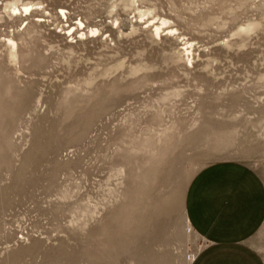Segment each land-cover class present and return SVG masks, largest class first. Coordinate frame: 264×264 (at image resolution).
Returning a JSON list of instances; mask_svg holds the SVG:
<instances>
[{
    "label": "rangeland",
    "instance_id": "rangeland-1",
    "mask_svg": "<svg viewBox=\"0 0 264 264\" xmlns=\"http://www.w3.org/2000/svg\"><path fill=\"white\" fill-rule=\"evenodd\" d=\"M7 1L0 0V82L8 88L0 105L9 109L0 111V264H108L106 255H87L105 254L101 248L127 237L119 242L113 234L128 227H112L131 178L126 150L116 156L118 146L126 147L117 135L156 140L173 125L183 130L179 138L189 130L173 147L182 145V153L169 158L177 177L171 173L164 191V184L151 186L158 197L170 193L167 205L158 198L150 222L133 226L134 238L129 230L136 244L130 239L129 249L106 253L117 264H129L130 254L143 264H187L205 243L183 222L187 184L198 169L229 155L209 147V127L229 121L236 97L264 104V0H20L40 2L30 15L12 13ZM162 17L159 36L151 24ZM8 38L16 40L15 56ZM63 96L70 102L60 103ZM67 108L75 110L69 117ZM256 168L264 173V165ZM108 235L115 241L108 243ZM164 249L172 258L150 260Z\"/></svg>",
    "mask_w": 264,
    "mask_h": 264
},
{
    "label": "crops",
    "instance_id": "crops-1",
    "mask_svg": "<svg viewBox=\"0 0 264 264\" xmlns=\"http://www.w3.org/2000/svg\"><path fill=\"white\" fill-rule=\"evenodd\" d=\"M242 98L228 105L229 155L198 169L186 187L190 227L205 239L189 264H264V173L256 168L264 165V104Z\"/></svg>",
    "mask_w": 264,
    "mask_h": 264
},
{
    "label": "bare ground",
    "instance_id": "bare-ground-1",
    "mask_svg": "<svg viewBox=\"0 0 264 264\" xmlns=\"http://www.w3.org/2000/svg\"><path fill=\"white\" fill-rule=\"evenodd\" d=\"M37 4H40V2H32V1H20V0H11V1H7L6 3H5V7L9 10V11H11L12 13H14V14H19V15H22L23 13L26 15L27 13L30 15V13L34 10V9H36L35 7H33L34 5H37ZM62 10V12L64 13V11H63V9H61ZM149 11V9H145L144 10V12H142L141 14L142 15H144L145 13H147ZM32 15V14H31ZM159 21V20H158ZM78 23L79 24H83V21L82 20H79L78 21ZM149 23H150V21H149ZM163 24H166V19L165 18H160V21L159 22H155V23H152L151 25H152V27H153V32L155 33V34H157V35H159L160 36V32H162V25ZM28 28V27H27ZM70 28H72V26H69L67 29L69 30ZM169 31H172L173 30V28L172 27H166ZM250 27H247V29H249ZM152 29V28H151ZM98 30V28H96V27H91L90 28V31L93 33V32H96ZM164 32V31H163ZM175 33V32H174ZM82 34H83V32H82ZM162 35V34H161ZM162 37V36H161ZM8 41H9V44H10V46H9V54L11 55V56H15L16 55V52H17V43H16V40H14L13 38H8ZM189 42L188 41H185L183 44H185L184 45V51L186 52V53H189L190 52V45L191 44H188ZM186 44H188V46H186ZM25 50H27V49H25ZM29 50V49H28ZM27 50V51H28ZM28 56H27V55ZM18 55V54H17ZM24 55V54H23ZM25 57H27L28 58V60L27 61H31L32 59V57H31V54L29 53H26L25 52ZM30 55V56H29ZM188 55V54H187ZM30 58V59H29ZM37 60V59H36ZM35 60V61H36ZM39 60H40V58H39ZM38 60V63H37V61H36V63L37 64H40L39 62H41V61H39ZM42 60V59H41ZM34 61V60H33ZM34 64H35V62H34ZM0 71H2V70H0ZM3 72V71H2ZM6 75V74H5ZM3 78V76H1L0 75V78ZM12 83V82H11ZM0 84H2L3 85V83H1L0 82ZM6 84V83H5ZM9 84H10V82H9ZM19 86V85H18ZM1 87H3V89L2 90H0V92L2 91V94H7L6 92H8V88H4L5 86L3 85V86H0V88ZM6 87H7V85H6ZM13 88H14V86H13ZM18 88V87H17ZM111 89H109L112 93H113V91H115L114 89V87H110ZM9 89H12V88H9ZM24 89V88H23ZM7 90V91H6ZM17 90V89H16ZM108 90V91H109ZM5 91V93H3ZM67 91H68V89H67ZM69 91L71 92V89H69ZM116 91H117V89H116ZM116 91L114 92V93H116ZM11 92V91H10ZM8 93L9 95L10 94H12V93ZM22 92V91H21ZM110 92V93H111ZM66 93V95H69V93H67V92H65ZM113 93V94H114ZM14 94V93H13ZM5 95H2V96H4L5 97ZM9 97V96H8ZM66 97V96H65ZM64 96H63V101H61L60 103H62V104H67L66 102H68L69 100H68V98H65ZM68 97V96H67ZM2 98V97H1ZM7 98V97H6ZM20 98H21V96H20ZM61 99V100H62ZM66 99V102L64 101ZM68 100V101H67ZM77 101V100H76ZM2 102H3V100H2ZM5 102V101H4ZM4 102H3V105L1 104L0 105V111H1V106H3L4 107V105L7 103H5L4 104ZM13 102H14V100H13ZM70 102V101H69ZM98 102V101H97ZM106 102V101H105ZM95 103V102H94ZM93 103V104H94ZM100 103H102V102H100ZM100 103L99 104H97V105H99V106H102V108H104V109H106V106L107 107H110V104H105V103H102V105H100ZM61 104V106H64V105H62ZM10 105V104H9ZM70 105H71V103H70ZM70 105H69V107H70ZM109 105V106H108ZM7 106V105H6ZM6 106L4 107V109H5V111L6 110H9V109H7L6 108ZM66 107H68L67 105H66ZM68 107V108H69ZM95 107V110H96V112H97V110H99L96 106H94ZM9 108H10V106H9ZM63 108H65V106L63 107ZM68 108L66 109V113H65V111H64V113L65 114H67L68 113V115H66L67 117H69V114L71 115L72 113H74V112H72V111H75L74 109L73 110H71V109H69L68 110ZM70 108H72V107H70ZM97 108V109H96ZM111 108V107H110ZM94 109V108H93ZM92 109V110H93ZM101 110V109H100ZM5 111H2V112H4V114H5ZM67 111H69V112H67ZM100 112V111H99ZM98 114V113H97ZM66 116H65V118H66ZM64 117V116H63ZM156 117V116H155ZM155 117L153 116V118L152 119H154V120H156L155 119ZM151 119V120H152ZM153 120V121H154ZM85 122H88L87 120L85 121ZM152 122V121H151ZM151 122H150V124H151ZM155 122V121H154ZM210 122V121H209ZM213 122V121H212ZM215 122V121H214ZM225 122V121H224ZM156 123V122H155ZM226 123V122H225ZM225 123H224V125L223 126H220L219 124V127L217 128V127H213V126H211V127H209L208 129H209V132H208V135H207V140L209 141V143H212L213 142V144H211V146H209L211 149H213L214 151L213 152H216L218 149L221 151V149H223L224 150V147H226V145H228L229 143H231V141L229 140V139H227V142H226V138L227 137H231L232 138V136H230L232 133L230 132V129L232 128V126L231 125H234V123L233 124H229V123H227L228 125V128H227V126L225 125ZM87 124V123H86ZM149 124V125H150ZM154 124V123H153ZM212 124V123H211ZM214 124V123H213ZM226 126V127H225ZM231 126V128H229ZM150 127V126H149ZM173 128V130H170V131H167V132H165L164 131V134L162 135V136H158V138L156 139V140H154V138L152 137L151 138V136L149 137V136H146V137H142V138H137V139H134L135 137H130L131 136V132H128L127 130V132L130 134V136L129 135H127V136H129V138L126 136L125 137V135H123L122 133H125V134H128L127 132H119V135H117L118 136V138L120 139V137H121V139L119 140L118 138V140H119V142H126L125 144L124 143H122V144H124V147L126 148H124V149H121V147L123 148V146H118L117 147V150H116V153L118 154V155H116V156H120V157H122L121 155H119L120 154V151H122V152H125V150H126V152L124 153L125 154V156L127 157V160L125 159V157L123 156V158L127 161V165L128 166H126V168H127V171H129V174H128V178L129 177H131V178H129V179H127L126 181H128L129 180V182H128V184H126V189H124V193H123V197H121V201H120V203L118 204V206H117V204L115 205V206H117L116 208L115 207H113L112 208V210H114V208H115V210H114V214L116 213V215H114L113 214V211L112 210H109V211H112V213L110 212H108L107 211V213H109V214H107L108 216L110 215V214H112V215H110V216H113L114 217V219L117 221V225L115 224V226H112L113 227V229H115L114 227H116L117 229H119V230H121V228L122 227H128V229H126V230H128V231H126L124 228H122L123 229V231L125 230L126 232H123L122 234H118V232L117 231H114V232H116V233H114L113 234V236L114 235H116L117 234V238L119 239V242H123V239H121V236H122V238H124V237H126V238H124V240H125V244H123V243H120V244H122V245H119V243H116L115 244V246H118L119 245V247L117 248V247H115L114 246V244H112V247H114L113 249H118L119 251H120V249H122V248H125V249H129L130 248V245H129V240L134 236H136L135 234L137 233H139V232H136V230L134 229L135 227H136V225H141L142 226V224H143V226H145L144 225V223H145V221H147V220H149V222H150V220L151 219H149V218H151V213L149 214V210L152 208V211H153V207H154V205H156V203H161V201L164 203L166 200L165 199H167L166 197H164V195H162L161 194V192H160V195H161V197L163 196V199L162 200H160L159 202L157 201L158 200V198L159 199H161V197H158L156 194H153L154 192H156L155 190H154V188H156L157 190L159 189L158 187H161L160 185L161 184H164V182H166L165 180L167 179V181L170 179L169 177H171V179H173V177H172V174H173V176L175 177L176 175H174L175 174V169H171V167H172V162L170 161L171 160V158H173V160H174V158H175V154H178L179 152V154H181L182 152L181 151H177V149L179 148V146H180V148H179V150L180 149H182L181 148V146L182 145H178V148L175 150V149H173V147H174V144H175V142H176V139H178L179 138V135H180V133L181 132H183V130L180 128V129H178V127L176 126L175 127V125H173L172 126ZM174 127L175 128H177L178 130H174ZM146 128H148V127H146ZM149 129V128H148ZM196 129V128H195ZM227 129H229L228 131H227ZM124 130V129H123ZM179 130H181V132L179 131ZM188 129H186L185 130V133L182 135V136H180L181 138H179V143L180 144H182V142L183 141H180V140H182V138H183V140L186 138L185 137V134H189V133H187L186 131H187ZM5 131V130H4ZM81 131H82V129H81ZM232 131H233V134H235L234 132L236 131V129L234 130V128L232 129ZM188 132H189V130H188ZM225 132H227L228 134H229V136H227V137H225ZM147 133V132H146ZM190 133H191V131H190ZM4 134H6V133H4ZM6 136V144L7 145H9V148H11V146H13L12 145V143L10 144V143H8V142H10L11 141V139L10 140H8L10 137H8V136H10V134L9 135H5ZM125 138H124V137ZM133 136V135H132ZM187 136V135H186ZM7 137H8V139H7ZM124 139H123V138ZM178 137V138H177ZM185 137V138H184ZM126 138H128V139H126ZM234 138V137H233ZM131 139V140H130ZM187 139V138H186ZM122 140V141H121ZM138 140H140V141H138ZM229 140V141H228ZM8 141V142H7ZM118 142V143H119ZM187 142V141H186ZM204 143H206L205 141H203ZM199 143V142H198ZM201 143V142H200ZM208 143V144H209ZM226 143H228V144H226ZM127 144V145H126ZM130 144V145H129ZM119 145V144H118ZM212 145H215L213 148H212ZM233 144H231V146H232ZM176 146V145H175ZM119 148V149H118ZM175 148V147H174ZM210 148H208V149H210ZM218 148V149H217ZM227 149H229L230 148V146H229V148H228V146L226 147ZM226 149V150H227ZM175 150V152L176 153H173V151ZM225 150V151H226ZM230 150V149H229ZM228 150V151H229ZM172 151V154L170 153ZM121 152V153H122ZM219 152V151H218ZM123 153H122V155H124ZM173 154H174V156H173ZM144 155V156H143ZM172 155V156H171ZM142 156V157H141ZM171 157V158H170ZM144 158V159H143ZM169 158H170V160H169ZM140 159H143V161L147 164L148 163V165L146 166V164H145V166L143 165L142 166V168H145V169H143L142 171H140V173L138 172V169H140V165H142L141 163H143L142 162V160H140ZM181 159V158H180ZM140 160V161H139ZM168 161V162H167ZM139 162H141V163H139ZM176 162V161H175ZM168 163H170V164H168ZM4 164V163H3ZM195 164V163H194ZM1 165V164H0ZM141 168V169H142ZM193 168V167H192ZM165 170V171H164ZM170 170H173L172 172H170ZM126 171V172H127ZM164 171V172H163ZM163 173L161 176H160V173ZM128 173V172H127ZM170 173V174H169ZM172 173V174H171ZM139 176H140V178H139ZM177 177V176H176ZM175 177V178H176ZM138 178V179H137ZM156 178H158L157 179V183H158V185L155 187L154 185L156 184L155 182V180H156ZM169 178V179H168ZM170 179V180H171ZM160 181H162V182H160ZM133 183V184H132ZM132 184V185H131ZM168 184H171V182H169ZM168 184L166 185V184H164V187L165 186H167L168 187ZM128 186V187H127ZM151 186H153L154 188H153V191L154 192H152V188H151ZM167 187H165V188H163V189H159V190H162V191H164V189H167ZM151 191V192H150ZM166 192V191H165ZM164 192V193H165ZM167 194L165 195V196H169V192L167 191L166 192ZM158 195H159V193H158ZM168 202H169V200H168ZM165 205H167V201H166V204ZM164 205V206H165ZM164 206H162L163 208H165ZM162 208V210H164ZM161 208H160V206H159V209L158 208H156L155 210H159L161 213L163 212L162 210H160ZM166 209V208H165ZM156 212V213H155ZM158 211H154V213L155 214H158V216L159 215H161V214H159L160 212H158ZM163 214H165V213H163ZM107 215H105V217L107 218V221H108V217H107ZM150 217H149V216ZM109 216V217H110ZM156 216V215H155ZM104 217V218H105ZM149 217V218H148ZM165 217H167V216H165ZM182 217H184V216H182ZM181 216H180V218L181 219H183ZM104 218H102L103 219V221H102V219L100 220V221H102V222H104ZM153 218V217H152ZM110 219H111V217H110ZM114 219H113V221H114ZM180 219V220H181ZM106 220V219H105ZM185 220L186 221H184V219H183V222L184 223H186L185 224V226H188L189 228H190V224H189V221H188V218H187V216H186V214H185ZM100 221H98V223L100 222ZM112 221V220H111ZM148 222V221H147ZM147 222L145 223L146 225H147ZM148 222V223H149ZM181 223H182V220L180 221V225H181ZM101 224V223H100ZM106 224V223H105ZM98 225V224H97ZM120 225V226H119ZM98 226H100V225H98ZM130 226V227H129ZM134 226V228H132ZM140 226V227H141ZM183 226H184V224H183ZM101 227H104V224H103V226H101ZM121 227V228H120ZM137 227H139V226H137ZM105 229L107 228V226H105L104 227ZM111 227L109 226V229H110ZM132 228V230H130ZM102 229V228H101ZM112 228H111V230H113ZM137 229V228H136ZM143 229V228H142ZM129 230H130V232H132L133 230L136 232L135 234H134V231H133V234L132 233H130L129 232ZM177 230H179V229H177ZM110 231V230H109ZM109 231L107 232V234L109 233ZM103 232V231H102ZM101 232V233H102ZM120 232V231H119ZM171 230L168 232V233H170L171 234ZM178 232V231H177ZM125 233V234H124ZM130 233V234H129ZM168 233H166V235H169ZM112 234V233H111ZM126 234H128V235H126ZM131 234H132V237H130L131 236ZM179 234V233H178ZM99 235H100V231H99ZM125 235V236H124ZM95 236H96V238H97V236H98V231L96 232V234H95ZM128 236H129V238H128ZM94 237V236H93ZM102 237V236H101ZM104 237H107L106 235L104 236ZM111 237L112 236H110L109 237V235H108V238H110V242H108V243H111L112 241H115V240H112L111 239ZM120 237V238H119ZM133 237V238H134ZM168 237V236H167ZM170 237H171V235H170ZM174 238V237H173ZM115 239H116V237H115ZM106 240H108L107 238H106ZM105 240V241H106ZM121 240V241H120ZM174 240H176V241H181V240H178V239H174ZM134 241V239L132 240H130V242H133ZM103 242V241H102ZM98 243V245L99 246H102L101 244H99V242H97ZM126 243H128V245H126ZM136 244L137 242H133L132 244ZM106 244V243H105ZM131 244V243H130ZM131 244V245H132ZM110 245V244H109ZM140 245V244H139ZM158 245V244H157ZM121 246H126V247H121ZM128 246H129V248H128ZM132 246H136V245H132ZM132 246H131V248H132ZM167 246H168V244H167ZM96 247V246H95ZM112 247L109 249V247H105L104 246V248L106 249V248H108L107 250H102L103 248H101V250H100V252L102 251H104L105 252V254L104 253H100V255H97V254H94V255H92L91 253H90V255H87V256H91V258H93V256H94V258L95 259H97V257H98V259H100V256H101V259H103L104 258V256L106 255L107 257H109L108 259H110V261L109 260H107V261H109V263L108 264H117V263H115V261H112V259L110 258V256L111 257H113L112 256ZM166 247V246H165ZM169 247V246H168ZM120 248V249H119ZM136 248V247H135ZM147 248H149V247H147ZM146 248V249H147ZM90 249H92V248H90ZM89 249V250H90ZM97 249H98V247H97ZM133 249H134V247H133ZM95 250V249H94ZM118 250H116V251H118ZM130 250H132V249H130ZM108 251V253L109 252H111L110 253V256H108V253H106ZM118 251V252H119ZM129 251V250H128ZM146 251V250H145ZM88 252V251H87ZM91 252V251H90ZM94 253V252H93ZM132 253H133V251H132ZM99 254V253H98ZM101 254H104V255H101ZM136 254V253H135ZM165 255V256H164ZM103 256V257H102ZM129 256H131V258H130V260L131 261H129V264H143V262L142 261H139V260H137L136 258H135V256H132V254H130ZM193 256L194 255H192L188 260H187V264H189L190 263V261H191V259L193 258ZM151 257L152 258H150V260L151 261H153L154 262V260H158V259H162V258H165L166 260H168V258H172V256H171V252H170V250L169 249H164V250H160V251H158L157 253H156V255H151ZM93 258V259H94ZM106 258V257H105ZM104 258V259H105ZM149 259H148V261H150ZM107 261H105V263L107 262ZM112 261V262H111ZM145 262H144V264H146L147 262H146V260H144ZM170 261L171 262H173L172 260H169V261H166L167 263L169 262V264H170ZM152 262V263H153ZM165 262V263H166ZM164 263V262H163ZM95 264H97V263H95ZM149 264V263H148ZM155 264V263H154ZM172 264H174V262L172 263Z\"/></svg>",
    "mask_w": 264,
    "mask_h": 264
}]
</instances>
